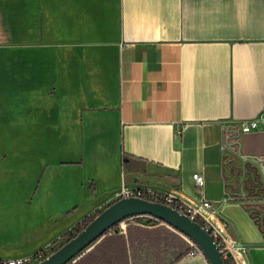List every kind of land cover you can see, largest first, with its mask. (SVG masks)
<instances>
[{"label": "crops", "instance_id": "crops-1", "mask_svg": "<svg viewBox=\"0 0 264 264\" xmlns=\"http://www.w3.org/2000/svg\"><path fill=\"white\" fill-rule=\"evenodd\" d=\"M25 2L0 30L13 32L7 46L38 79L27 112L0 132L27 128L33 139L43 128L45 159L39 181L26 184L4 175L0 151V261L46 250L126 187L210 203L237 263L264 264V235L230 196L223 168L233 150L264 159V0ZM254 119L263 126L242 133ZM130 224L168 234L136 229L128 239L123 224V239L103 236L73 264H208L181 255L188 240L166 224Z\"/></svg>", "mask_w": 264, "mask_h": 264}, {"label": "rangeland", "instance_id": "rangeland-1", "mask_svg": "<svg viewBox=\"0 0 264 264\" xmlns=\"http://www.w3.org/2000/svg\"><path fill=\"white\" fill-rule=\"evenodd\" d=\"M25 1L0 0V12H2L3 7L5 9L3 17L0 14V22L5 21L7 24L11 22L15 17L12 7L25 6ZM18 17L16 16V18ZM12 34V31L0 30V42L6 45L3 48L0 47V122L5 124L27 112L30 99L29 87L34 85V81L38 79L35 64H30L28 60L25 59L26 61H24L23 59L25 57L22 55L28 54V52L21 51L22 59L18 63L16 57L18 58L19 53L13 46H7L16 42L12 38ZM40 74L41 72H39ZM19 102L22 103L21 106H19ZM27 132V128H19V130L16 129L13 132L11 130L5 133L0 132V151H3L6 155L7 164L1 168L4 175L5 173L13 175L17 181L29 184L37 183L44 169V164H41L40 158L45 159V140L43 128H38L33 139L30 137L31 134H27ZM230 156L235 162L234 167L236 170L237 168L241 170V174L237 178L235 175L228 174L231 178L229 182L231 185H234L235 180L239 183V194L234 198L250 207V213L257 214L255 219L258 220L262 230H264V219L262 217L264 214V163L260 165L253 160H244L237 155L235 150L230 153ZM248 175L252 181L257 176V182L260 183L259 189H254V196H246L242 190V182L248 178Z\"/></svg>", "mask_w": 264, "mask_h": 264}, {"label": "water", "instance_id": "water-1", "mask_svg": "<svg viewBox=\"0 0 264 264\" xmlns=\"http://www.w3.org/2000/svg\"><path fill=\"white\" fill-rule=\"evenodd\" d=\"M248 159L260 165L264 163L262 158ZM135 217H149L166 224L197 245L208 264H224L216 242L198 223L164 204L135 197L120 198L109 204L80 233L37 264H70L113 227Z\"/></svg>", "mask_w": 264, "mask_h": 264}, {"label": "built area", "instance_id": "built-area-1", "mask_svg": "<svg viewBox=\"0 0 264 264\" xmlns=\"http://www.w3.org/2000/svg\"><path fill=\"white\" fill-rule=\"evenodd\" d=\"M263 124L259 119H254L248 122H243L240 126L242 133H248L252 130H256L260 127H262ZM227 145L223 144L221 147L222 151H226ZM192 180L194 182V185L197 189H202L203 187V178L199 174H194L192 176ZM154 194H161L163 196L164 201L166 202L164 205L178 211L181 214H184L188 216L190 219L198 218L205 226V230L208 232V230L211 231L210 235L216 242L219 251L221 253L222 259L226 260L229 264H238L236 256L234 254V251L232 247H230L225 241H222L219 238V232L217 228L213 224V215L215 214V210L212 208L211 204L206 201H201L198 204H192L185 200H183L177 192L171 191V192H160V191H154L150 189H141V188H126L121 187L120 190L115 195L116 199L120 198H140L145 199V197H151L154 196ZM123 224H120L121 230L123 229ZM189 243V251L187 253V256L190 258H193L195 256H201L204 258L202 251L199 249L197 245L192 243L191 241H188ZM46 256L41 251L35 255H31L25 258H19V259H13V260H1V264H37L38 262L45 259ZM75 261H73L70 264H73Z\"/></svg>", "mask_w": 264, "mask_h": 264}, {"label": "trees", "instance_id": "trees-1", "mask_svg": "<svg viewBox=\"0 0 264 264\" xmlns=\"http://www.w3.org/2000/svg\"><path fill=\"white\" fill-rule=\"evenodd\" d=\"M229 138L232 139L233 143H235L237 141L235 134H229ZM234 160H232L230 157H225L223 160V168L224 171H229L230 175H235V177L237 178L240 174H241V170L240 168L236 170V168L234 167ZM121 164L124 168H127L128 166V158L123 155L121 157ZM255 176V175H254ZM231 181L230 177L226 178V188L228 189L230 196L231 197H237L239 194V183L237 180H235L234 185H231L229 182ZM260 185L259 182H257V176H255V180L252 181L249 178L246 180H244L242 182V190L245 192L246 196H254V189L258 188V186ZM260 191V190H257ZM146 200L150 201V202H155V203H161V204H165L166 202L163 199V196L161 194H154V196L151 197H145ZM245 208L247 210L250 209V207L245 206ZM100 211H97L95 214L90 215L88 218H86L83 222L78 223L72 230L66 232L64 235L61 236V238L59 240H56L55 242H53L51 244V246L49 248H47L46 250H43L42 252L44 253V255L47 257L50 254L54 253L55 251H57L61 246H63L66 242H68L69 240H71L72 238H74L78 233H80L82 231V229L91 221L93 220V218L99 214ZM252 216V218L255 219L257 214L251 213L250 214ZM263 219H264V214L262 215ZM196 223H198L201 227L205 228L204 224L198 219L195 218L193 219ZM130 221L133 222H137V223H144V225L150 226V225H157L160 224L162 222H159L155 219H151L149 217H135L132 220L126 221L125 225H126V234H128V239H129V233H131V230H136L138 228H133L132 225L130 224ZM256 223L258 224V226L260 227L263 235H264V230H262V227L260 225V223L258 222V220H256ZM140 230V232H147L148 236L151 238L153 235H155L157 232H165L168 234V230L166 228H164L163 226L161 227H157L154 229H138ZM122 232L120 225H117L115 227H113L109 232H107L104 235V238L106 239L107 237H118V239H123L120 236V233ZM208 233L210 234L211 231L208 230ZM110 235V236H109ZM169 238L167 239V241H171L170 236H168ZM182 244H184L183 240H182ZM189 251V245L185 247H182V249L180 250V254H184L185 252ZM224 264H229L226 260L223 259ZM1 264V262H0Z\"/></svg>", "mask_w": 264, "mask_h": 264}]
</instances>
